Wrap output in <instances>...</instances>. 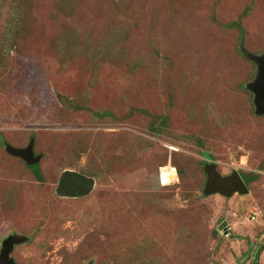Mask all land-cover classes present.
<instances>
[{
  "label": "rangeland",
  "instance_id": "1",
  "mask_svg": "<svg viewBox=\"0 0 264 264\" xmlns=\"http://www.w3.org/2000/svg\"><path fill=\"white\" fill-rule=\"evenodd\" d=\"M4 1L0 248L14 232L31 240L14 245L19 264H252L264 243V115L241 48L264 52V0ZM31 140L42 182L5 149ZM209 164L255 174L249 191L205 192ZM65 169L93 177L92 191L59 196Z\"/></svg>",
  "mask_w": 264,
  "mask_h": 264
},
{
  "label": "water",
  "instance_id": "2",
  "mask_svg": "<svg viewBox=\"0 0 264 264\" xmlns=\"http://www.w3.org/2000/svg\"><path fill=\"white\" fill-rule=\"evenodd\" d=\"M242 53L247 59L257 66L255 78L246 84V88L253 93V104L256 115H264V52L255 54L244 47ZM6 151L12 156L21 158L28 165L39 162L41 155L35 154L33 141L31 140L25 147H14L5 143ZM207 181L205 192L232 195L234 193L246 194L249 189L241 173L234 170L231 174L222 175L216 170L215 164L206 167ZM95 185V179L73 169H65L60 174L56 193L61 197L78 198L89 194ZM27 239L24 235L10 234L3 239L0 248V264H19L11 256L15 244H21Z\"/></svg>",
  "mask_w": 264,
  "mask_h": 264
},
{
  "label": "trees",
  "instance_id": "3",
  "mask_svg": "<svg viewBox=\"0 0 264 264\" xmlns=\"http://www.w3.org/2000/svg\"><path fill=\"white\" fill-rule=\"evenodd\" d=\"M2 3H5V1L3 0ZM244 13H247V10H245ZM230 24L232 25V27L235 26V27L238 28V30H239V38L242 40L243 36H244V29H243V26H242L240 20L232 21ZM17 29H19L18 24L14 25V26H10V28L6 29L5 32H4L5 38H7V40L10 41L11 37L14 38L16 36ZM62 42H63L64 45H66L67 48L73 49V47L75 46V44L72 41H69L68 37H66V36L63 37ZM58 46L59 47H56L57 49L55 48L56 53L62 54L64 51H66V49L64 47H60V45H58ZM243 88H245V87H243ZM79 107H80V105H79ZM142 112L146 113L145 110H142ZM95 114L97 116H100L101 118H104V117H106L108 115H112V113H110V112H102V113H97L96 112ZM157 118L153 117L150 129H151L152 132L159 134V133L162 132V130H164V127H166L169 119H168V116H166V115L158 116ZM198 143L200 145H202V143L200 141H198ZM206 156L209 157L210 155L207 154ZM25 164H26V162H25ZM26 166L31 170L33 176L37 180H39L41 182L44 180L42 172H41V168L39 166V163L32 164V165L26 164ZM254 175H253V173H248V174L241 173V176L244 179V181L247 184V186L249 185V183L252 180H254V178H255ZM263 251H264V243H262V245H259L256 248V250L254 251V255H253L254 258H253L252 264H259V257H260V254Z\"/></svg>",
  "mask_w": 264,
  "mask_h": 264
},
{
  "label": "built area",
  "instance_id": "4",
  "mask_svg": "<svg viewBox=\"0 0 264 264\" xmlns=\"http://www.w3.org/2000/svg\"><path fill=\"white\" fill-rule=\"evenodd\" d=\"M172 173H174L177 176L175 168L173 166H171L170 163H168L167 165L161 166L159 168V175H158L160 183L162 185L174 184L175 179H174Z\"/></svg>",
  "mask_w": 264,
  "mask_h": 264
},
{
  "label": "flooded vegetation",
  "instance_id": "5",
  "mask_svg": "<svg viewBox=\"0 0 264 264\" xmlns=\"http://www.w3.org/2000/svg\"><path fill=\"white\" fill-rule=\"evenodd\" d=\"M10 234L22 235V234H18V233H14V232H12V233H10ZM10 234H8V235H10ZM8 235H7V236H8ZM7 236H6V237H7ZM24 236H26V235H24ZM6 237H4V238H6ZM26 237H27V239H25V241L22 242L23 244H27V243L31 242L30 238H29L28 236H26ZM4 238H3V239H4ZM3 239L1 240V243H2ZM22 243H21V244H22Z\"/></svg>",
  "mask_w": 264,
  "mask_h": 264
},
{
  "label": "clouds",
  "instance_id": "6",
  "mask_svg": "<svg viewBox=\"0 0 264 264\" xmlns=\"http://www.w3.org/2000/svg\"><path fill=\"white\" fill-rule=\"evenodd\" d=\"M158 178H159V176H158ZM172 185V184H171ZM163 186H169V185H163Z\"/></svg>",
  "mask_w": 264,
  "mask_h": 264
},
{
  "label": "bare ground",
  "instance_id": "7",
  "mask_svg": "<svg viewBox=\"0 0 264 264\" xmlns=\"http://www.w3.org/2000/svg\"><path fill=\"white\" fill-rule=\"evenodd\" d=\"M172 175H173V173H172Z\"/></svg>",
  "mask_w": 264,
  "mask_h": 264
}]
</instances>
